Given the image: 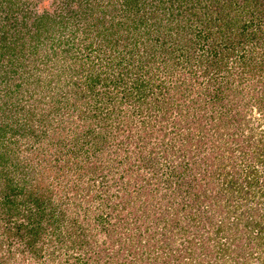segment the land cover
Instances as JSON below:
<instances>
[{
	"label": "trees",
	"instance_id": "obj_1",
	"mask_svg": "<svg viewBox=\"0 0 264 264\" xmlns=\"http://www.w3.org/2000/svg\"><path fill=\"white\" fill-rule=\"evenodd\" d=\"M49 1L21 23L20 0H0V251L14 241L59 264L65 242L90 264L80 204L97 187L138 218L137 237L117 239L99 218L104 263L140 245L160 264L192 229L205 236L186 264H264V129L243 121L250 99L264 120V0ZM127 105L136 128L119 119L111 144L102 127L113 111L133 119Z\"/></svg>",
	"mask_w": 264,
	"mask_h": 264
},
{
	"label": "rangeland",
	"instance_id": "obj_2",
	"mask_svg": "<svg viewBox=\"0 0 264 264\" xmlns=\"http://www.w3.org/2000/svg\"><path fill=\"white\" fill-rule=\"evenodd\" d=\"M22 1L24 2L23 4H21ZM37 2H38V0H20V3H19L20 8L18 11H16L17 14L14 16V18L16 20H18V22H21V23L24 22L25 18H27L28 15H30V14H28V12L30 10L34 9V10H32V13H35V8H37V5H36ZM49 3H50V1L46 0L45 6L49 5ZM49 7H50L48 9L49 12L54 11V9H55L54 7L52 10H51V5ZM38 11H41V10H38ZM21 17L23 20H20ZM25 46H26V44H25ZM39 50H41V49L39 48ZM56 63H59V62H56ZM44 66L45 67L42 70L43 74L44 73L46 74V72H48V70L50 72H53L55 70L54 68H52L51 63L46 62V64ZM30 101H32V100H30ZM187 101H189L188 97H186L184 102H187ZM244 103H245V101H244ZM111 105L112 104H110V106ZM238 107H239V109L242 108L241 105H239ZM127 108L129 110L127 112V114L130 115L129 117H131L133 119L126 118V116H124V115L119 116L116 114L117 113L116 111H113L112 114L109 115V117L107 118V119H109L107 126L102 127V128H108L107 130L110 131L109 136L107 137V141L111 142V144H113L115 142H118V143L120 142L119 140L121 138V136H120L121 132L117 129V127H115L116 122L119 119H121L122 123H123L121 128H129V127L134 128L135 127L133 125L134 123L133 124L129 123L127 126L124 125L125 119H128L129 122H135V118H137V115L134 114V112L131 110V109H134V111H135V108L129 107V106ZM243 111H244L243 112L244 113L243 121L245 119H249L250 120L249 125L253 128H256L254 132L256 134L260 133L259 130L264 129V120L260 119V114H259L260 112H258V109L254 105V103H252L251 99H250V102H248V105L245 106ZM257 116H259V118ZM255 118H257V119H255ZM155 120H158L161 122V119L157 116L155 117ZM64 121H66V123H64V127L68 128L67 131L72 132V128H74V130L76 131L75 128H78L77 131L80 132L81 130H83L81 128H86L85 126L77 125L74 121H71V122L69 120H64ZM162 122L164 123V121H162ZM137 124L140 126V128H142L141 127L142 122L137 123ZM243 124L244 123H241L240 126L242 125V127H243ZM99 127H96V128H99ZM103 131H104V129H103ZM63 133L64 132L59 133L58 135H61ZM126 133L130 134L129 131H124L123 132L124 137L126 136L125 135ZM25 154H28V152L26 151ZM77 160H78L77 161L78 164L83 163V159L81 160L80 158H78ZM104 184L110 185L111 183L105 182ZM115 188H116L115 185H110L109 189L113 192ZM99 189L100 188L94 187L92 189L93 191L91 193H89V195H87L86 198L84 199L86 201L82 200V202L80 204V211L83 214H86V218L84 221H86V222L89 221L88 223L90 225H92V226H90L91 229H89V230H91V232H92V229H93V232H94V233L92 232L93 238H94L93 242H94V245L96 244V246H94L92 249V252L90 254L91 257L88 259V263H90V264H95V263L96 264H112L111 261H107L106 263L103 262L104 258L102 256L105 253H107L108 256L109 255L111 256L113 249H109V248L105 247V245L108 243V241H106V240H108L107 239L108 235L106 232H102V231H104L103 230L104 229V226H103L104 222L99 224V218L102 217L104 219V216H108L106 218L107 220H105V221L108 222L109 224L111 223V224L115 225L113 228V229H115V231L112 233V235L114 236L113 238H115V239H117V237H122V238L128 237V236L131 238L137 237V234L135 233V229H136V224L138 223L137 222L138 218L130 217L129 213L126 214L125 209L122 208V205H120L118 203V199L116 197L111 196L112 199L107 201L102 195L98 194ZM100 192H104V191H100ZM113 193H114V195H117L118 192L115 191ZM66 194H72V192H67ZM128 210H130V209H128ZM138 212H140V210ZM141 213H143V212H141ZM124 214H126L127 217H124ZM95 218H96V221H95ZM142 223H143V221H141V223L139 224L140 229H143ZM189 231H192V233L191 232L188 234L186 233L184 235L185 237H182V238L178 237V235L181 234V232L180 233L177 232L175 235V237H177V238L174 241L175 245L171 248L169 253H167L170 256L168 257V259H165V258L159 257V254H158L157 257L159 258V261H157V262H159L160 264H175L178 260H180L179 264H186L185 257L184 258L181 257V255L184 254V251H183L184 246L186 244H189L190 249L194 250V253H197L199 251V243L198 242H200V240L202 238H204L203 236H205V235H201V238H199L198 237V235H200L199 233L195 232L192 229H189ZM190 236H192V237H190ZM88 239L92 242L91 237ZM188 239L191 240L190 243L187 242ZM132 244L134 245V243H132ZM11 245L12 246L8 249V251H6L4 248H2V251H0V257H3V254H9L8 264H43L40 262V260L44 259V257H47L45 249H43V251L42 250L40 251V254H42L41 259L32 260L31 257L28 256V254H23V256H18V255H20V253L16 252V250H15L16 244L14 243V241H12ZM114 246H117V244ZM90 247H92V246H90ZM132 247L133 246H131V249H132ZM101 248H104V250L102 252H99V249H101ZM47 249H49V248H47ZM149 249H150L149 247L145 248L143 246L137 245V249L133 250L135 252V254H132V255L127 254L126 256L124 254H126L125 252H127V251L122 250L118 253L117 256L115 255L116 258L112 259V262L114 261L115 264L116 263L120 264V263H122L121 261H123L124 263H128L131 259H133L130 261V264H145L146 262L149 261V259L153 258L152 256L154 254H156L154 251H152L151 249L149 250ZM55 252L57 254V255H55V258L56 259L58 258L59 261H57V262H59V264H80V262L82 260L84 261V259H85L82 255H78L76 253V251L74 249H72L71 245H69L68 243H65V242H62L61 245L58 246V248L56 249ZM140 252H143L142 253L143 254L142 255L143 260H141V261L137 258V256H139V257L141 256ZM13 254H15V255H13ZM71 255L73 257L80 256L81 260L74 262L75 259L71 258L72 257ZM123 255H124V257L122 258ZM146 256H149V257H146ZM223 258H226V259H223V264H231V263H229V258H227V256L223 257ZM109 259H110V257H109ZM175 260H177V261H175ZM46 264H49V263H46Z\"/></svg>",
	"mask_w": 264,
	"mask_h": 264
}]
</instances>
